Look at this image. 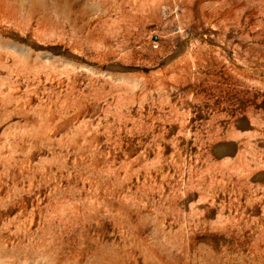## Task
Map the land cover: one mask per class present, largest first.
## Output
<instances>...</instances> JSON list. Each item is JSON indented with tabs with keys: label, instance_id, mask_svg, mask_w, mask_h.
<instances>
[{
	"label": "rangeland",
	"instance_id": "374dc122",
	"mask_svg": "<svg viewBox=\"0 0 264 264\" xmlns=\"http://www.w3.org/2000/svg\"><path fill=\"white\" fill-rule=\"evenodd\" d=\"M0 264H264V0H0Z\"/></svg>",
	"mask_w": 264,
	"mask_h": 264
}]
</instances>
